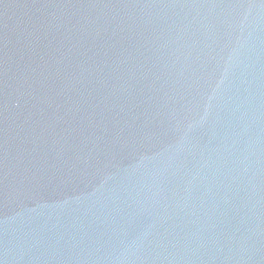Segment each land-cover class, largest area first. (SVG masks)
I'll return each mask as SVG.
<instances>
[{
  "label": "water",
  "instance_id": "95a60500",
  "mask_svg": "<svg viewBox=\"0 0 264 264\" xmlns=\"http://www.w3.org/2000/svg\"><path fill=\"white\" fill-rule=\"evenodd\" d=\"M0 264H264V0H0Z\"/></svg>",
  "mask_w": 264,
  "mask_h": 264
}]
</instances>
